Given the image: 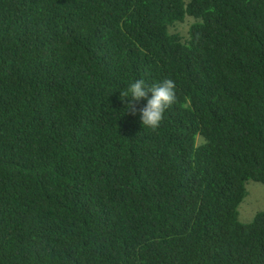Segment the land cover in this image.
I'll return each mask as SVG.
<instances>
[{"label":"trees","instance_id":"trees-1","mask_svg":"<svg viewBox=\"0 0 264 264\" xmlns=\"http://www.w3.org/2000/svg\"><path fill=\"white\" fill-rule=\"evenodd\" d=\"M165 78L145 129L120 92ZM248 182L264 0H0V264H264Z\"/></svg>","mask_w":264,"mask_h":264},{"label":"clouds","instance_id":"clouds-1","mask_svg":"<svg viewBox=\"0 0 264 264\" xmlns=\"http://www.w3.org/2000/svg\"><path fill=\"white\" fill-rule=\"evenodd\" d=\"M177 84L171 78H165L151 85L143 79H135L120 92V99L125 104V111L132 115L138 113L139 120L145 129H157L166 110L177 100ZM145 101L143 107L137 109L140 101Z\"/></svg>","mask_w":264,"mask_h":264},{"label":"rangeland","instance_id":"rangeland-1","mask_svg":"<svg viewBox=\"0 0 264 264\" xmlns=\"http://www.w3.org/2000/svg\"><path fill=\"white\" fill-rule=\"evenodd\" d=\"M192 22L191 19H187L184 23L179 24L176 30L183 36H186L188 27ZM249 187V189H248ZM246 190H248L247 199L241 203L238 207V220L240 223H249L256 212L264 210V187L262 184L248 182L246 184Z\"/></svg>","mask_w":264,"mask_h":264}]
</instances>
